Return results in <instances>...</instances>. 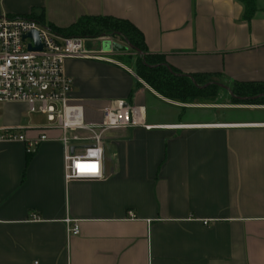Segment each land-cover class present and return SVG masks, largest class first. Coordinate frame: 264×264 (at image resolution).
I'll use <instances>...</instances> for the list:
<instances>
[{
	"label": "crops",
	"instance_id": "1",
	"mask_svg": "<svg viewBox=\"0 0 264 264\" xmlns=\"http://www.w3.org/2000/svg\"><path fill=\"white\" fill-rule=\"evenodd\" d=\"M61 2L5 0L4 13L44 8L38 17L63 30L85 17L124 20L149 54L231 98L237 84H264V0L251 19L240 0ZM108 38L85 45L109 60L65 62L86 124L116 102L144 109L140 126L104 134L102 179L67 183L61 132L24 104L0 105V128L49 138L31 154L0 143V264H264V105L165 99L119 60L135 57L124 41L111 38L126 52L104 50ZM78 136L82 153L94 135ZM67 218L79 235L68 237Z\"/></svg>",
	"mask_w": 264,
	"mask_h": 264
},
{
	"label": "built area",
	"instance_id": "2",
	"mask_svg": "<svg viewBox=\"0 0 264 264\" xmlns=\"http://www.w3.org/2000/svg\"><path fill=\"white\" fill-rule=\"evenodd\" d=\"M32 32L38 33L41 50H36L37 43L33 39L25 38ZM108 40L112 42L111 38ZM85 42L83 38L63 37L36 19L11 17L0 9V105L24 104L30 115L46 118L48 129L61 132L59 141L64 150V178L67 183L102 179L104 134L140 126L144 112L142 108L116 102L104 110L102 122L85 123L84 107L70 103L74 86L66 75L65 62L69 59L109 60L89 51ZM20 131L0 128V143L25 144L31 154L41 143L49 140L46 134L28 139ZM83 131L94 136L80 153L79 146L83 140L78 134ZM77 164L96 165L97 170L95 173L87 169L81 171ZM65 222L68 237L79 235L75 221L67 218Z\"/></svg>",
	"mask_w": 264,
	"mask_h": 264
},
{
	"label": "trees",
	"instance_id": "3",
	"mask_svg": "<svg viewBox=\"0 0 264 264\" xmlns=\"http://www.w3.org/2000/svg\"><path fill=\"white\" fill-rule=\"evenodd\" d=\"M240 1L246 7V18L251 19L256 10V0ZM29 18L41 23L45 21L43 16L32 15ZM51 29L66 38L121 39L135 53V57L119 60L128 65L133 63L136 75L165 99L191 104L214 99L221 89L219 84L208 83L205 78L188 76L176 71L168 65L163 56L149 54L142 33L127 21L109 17H85L66 30L53 26ZM230 93L237 104L264 105V84H237Z\"/></svg>",
	"mask_w": 264,
	"mask_h": 264
},
{
	"label": "rangeland",
	"instance_id": "4",
	"mask_svg": "<svg viewBox=\"0 0 264 264\" xmlns=\"http://www.w3.org/2000/svg\"><path fill=\"white\" fill-rule=\"evenodd\" d=\"M4 1L5 0H2L1 3H0V9H1L2 12H6L5 7H4ZM29 1H31V0H29ZM40 1H43V0H40ZM44 1H45L46 4L54 3L56 5H60L61 3H63V2H61V0H44ZM51 1H53V2H51ZM59 1H60V3H59ZM6 2H7V0H6ZM33 11L35 13L34 15L38 16L44 11V8H34ZM16 17H21V16H16ZM44 24L49 25L46 22H44ZM118 42L123 44V45H126L122 40H118ZM89 44H91L93 47H95L94 43H90L89 42ZM206 81L209 82V80H206ZM234 88H235V86L232 87L231 89L233 90ZM230 92H231V90H230ZM210 101H213L215 103V105H221V106L222 105H225V106H227V105H238L237 103H235L233 101V99L230 97V95L224 90L218 91L217 96L214 99H211ZM35 118H36V123H38V124L44 123V120L42 119V117L36 116Z\"/></svg>",
	"mask_w": 264,
	"mask_h": 264
},
{
	"label": "water",
	"instance_id": "5",
	"mask_svg": "<svg viewBox=\"0 0 264 264\" xmlns=\"http://www.w3.org/2000/svg\"><path fill=\"white\" fill-rule=\"evenodd\" d=\"M25 38H31L37 43L36 50H41L42 49V47H41V45L39 43L38 33L32 32V33L28 34ZM112 44L113 43L111 41L106 42L104 44V50L106 52H108V51H110V49L114 48V50L119 51V52H126L127 51V48H125V47L119 46L117 44H115V45L114 44L112 45Z\"/></svg>",
	"mask_w": 264,
	"mask_h": 264
},
{
	"label": "snow or ice",
	"instance_id": "6",
	"mask_svg": "<svg viewBox=\"0 0 264 264\" xmlns=\"http://www.w3.org/2000/svg\"><path fill=\"white\" fill-rule=\"evenodd\" d=\"M77 168L81 171H84L85 169H87L88 171L95 173L96 172V165H81V164H77Z\"/></svg>",
	"mask_w": 264,
	"mask_h": 264
}]
</instances>
